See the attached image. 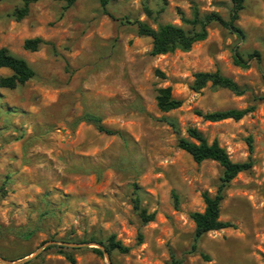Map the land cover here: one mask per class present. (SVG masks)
Listing matches in <instances>:
<instances>
[{"label": "rangeland", "instance_id": "rangeland-1", "mask_svg": "<svg viewBox=\"0 0 264 264\" xmlns=\"http://www.w3.org/2000/svg\"><path fill=\"white\" fill-rule=\"evenodd\" d=\"M22 4L0 0V48L34 72L0 88V264H107L99 247L83 244L105 249L99 242L110 235L129 247L108 253L111 264H264V0L245 2L242 37L212 23L189 51L160 55H151V38L139 36L134 21L188 29L181 15L227 20L230 1L114 0L105 13L98 0H37L17 21L12 13ZM35 37L45 44L25 50ZM235 52L258 56L240 67ZM216 69L243 94L191 90L194 73ZM166 87L181 106L163 112L156 95ZM250 106L237 121L197 114ZM85 114L121 134L97 131ZM188 127L216 140L233 162L253 161L220 204V220L233 227L198 239L190 214L204 209L203 192L215 194L222 168L197 164L177 147ZM141 210L154 220L142 222Z\"/></svg>", "mask_w": 264, "mask_h": 264}, {"label": "trees", "instance_id": "trees-1", "mask_svg": "<svg viewBox=\"0 0 264 264\" xmlns=\"http://www.w3.org/2000/svg\"><path fill=\"white\" fill-rule=\"evenodd\" d=\"M37 0H23L21 7L16 8L12 16L19 21L24 18L29 12L31 3ZM64 1L67 6L72 5L76 0H60ZM114 0H98L101 10L106 11V6L109 2ZM231 4L228 19L222 18L219 14L210 12L199 14L194 12L192 18L188 19L181 15V21L189 25L188 29L174 24H159L156 29L149 26L143 21H134L136 25V33L139 36L151 38V55H160L171 53L176 50L187 52L196 42L203 41L207 38L208 28L212 23H216L238 37L243 36L242 29L238 26L237 21L239 14L243 10L247 0H229ZM45 44L39 37L28 38L23 42V48L32 52L37 51L41 45ZM258 53L254 52L247 55V59H243L238 52H235L233 63L240 67L247 66V60L257 57ZM0 68H6L11 71L9 76H0V88L14 89L18 85L29 81L34 72L28 63L20 57H17L9 52L6 48H0ZM209 86L211 89H226L236 95L243 94V88L239 86L234 80L223 75L219 70L214 71H200L193 74V80L190 85L191 90L200 91ZM156 104L160 111L168 112L175 110L181 106V101L171 95L169 87L159 88L156 95ZM254 107H246L243 109H224L215 110L211 112L202 113L197 111V114L203 120L208 122H219L225 119H232L234 121L242 119L247 113L253 111ZM83 120L92 123L96 130L106 135H120L118 130L110 129L101 123V118L94 114H85ZM187 137H177V147L190 155L192 160L199 164L203 161H215L221 168L222 174L219 179L215 194L211 195L207 191L202 193V200L204 209L201 212H192L190 218L194 223V237L200 238L210 231H217L224 228L233 227V224L228 221L220 220V204L225 196V190L229 183L241 172H246L253 166V161L249 157L243 162H233L226 150L219 145L216 140L208 143L203 134L195 127H188L186 129ZM248 146L251 151V139L248 138ZM176 204V196H174ZM135 208L138 204L135 203ZM142 222H150L154 220V214H146L144 210L140 211ZM139 242L142 240V235L138 234ZM104 245L108 253L117 251L126 254L129 247L124 245L120 240L115 238V235H110L105 242H99ZM93 251L101 255V251L93 248ZM67 260L74 263V258L67 253H64Z\"/></svg>", "mask_w": 264, "mask_h": 264}, {"label": "water", "instance_id": "water-1", "mask_svg": "<svg viewBox=\"0 0 264 264\" xmlns=\"http://www.w3.org/2000/svg\"><path fill=\"white\" fill-rule=\"evenodd\" d=\"M83 245H93V246H97V247H99V248L102 250V252H103V254H104V256H105V259H106V261H107V264H111V262H110V257H109L108 252H107V251H106L101 245H99V244H95V243H93V244L85 243V244H83Z\"/></svg>", "mask_w": 264, "mask_h": 264}]
</instances>
